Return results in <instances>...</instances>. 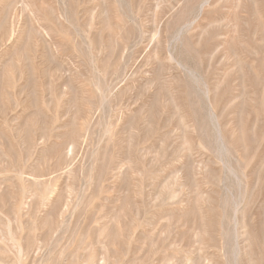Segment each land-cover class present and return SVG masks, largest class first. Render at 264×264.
<instances>
[{"label":"rangeland","instance_id":"rangeland-1","mask_svg":"<svg viewBox=\"0 0 264 264\" xmlns=\"http://www.w3.org/2000/svg\"><path fill=\"white\" fill-rule=\"evenodd\" d=\"M0 264H264V0H0Z\"/></svg>","mask_w":264,"mask_h":264},{"label":"bare ground","instance_id":"bare-ground-1","mask_svg":"<svg viewBox=\"0 0 264 264\" xmlns=\"http://www.w3.org/2000/svg\"><path fill=\"white\" fill-rule=\"evenodd\" d=\"M19 2H20V0H19ZM29 13H30V12H29ZM62 15H63V14H62ZM11 18H12V17H11ZM39 19H40V18H39ZM203 31H204V30H203ZM12 33H13V32H12ZM45 35H46V34H45ZM52 45H53V44H52ZM53 47H54V46H53ZM53 47H52V48H53ZM54 51H55V50H54ZM51 53H52V51H51ZM56 53H57V52H56ZM56 53H55V54H56ZM175 54H176V53H175ZM167 57H168V56H167ZM169 58H170L171 61H174V60H173V56L171 55V53H170V55H169ZM174 62H175V61H174ZM175 65H176V64H175ZM177 65H180V64H177ZM178 68H180V67H178ZM208 94H209V93H208ZM208 94H207V95H208ZM205 96H206V95H205ZM208 100H209V99H208ZM212 117L214 118V119H213V118H212V119L215 121V117H214V116H212ZM214 125H215V129H216V132H217V139H218V141H219V143H220V147L222 148V147H223V140H222L221 134L219 133V125H218L216 122L214 123ZM237 213H238V212H237ZM236 221H237V219H235V223H236ZM236 225H237V223H236ZM235 228H236V227H234L235 235L238 236V229H237V228L235 229ZM233 263H234V262H233Z\"/></svg>","mask_w":264,"mask_h":264}]
</instances>
